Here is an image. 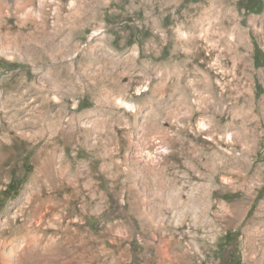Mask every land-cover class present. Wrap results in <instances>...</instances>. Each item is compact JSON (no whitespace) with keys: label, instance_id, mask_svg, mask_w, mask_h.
Listing matches in <instances>:
<instances>
[{"label":"rangeland","instance_id":"obj_1","mask_svg":"<svg viewBox=\"0 0 264 264\" xmlns=\"http://www.w3.org/2000/svg\"><path fill=\"white\" fill-rule=\"evenodd\" d=\"M28 1L0 8V221L46 218L9 240L54 238L53 264H264V0ZM247 113L256 141L219 130Z\"/></svg>","mask_w":264,"mask_h":264},{"label":"bare ground","instance_id":"obj_2","mask_svg":"<svg viewBox=\"0 0 264 264\" xmlns=\"http://www.w3.org/2000/svg\"><path fill=\"white\" fill-rule=\"evenodd\" d=\"M31 3V0L28 1V5ZM7 0H0V8L3 11V8L7 7ZM31 5V4H30ZM5 10V9H4ZM203 76L202 83L200 85L202 95L206 93L207 86L209 81H207L206 73L201 72ZM218 112V111H217ZM224 117L221 112L217 113V117ZM241 118V119H240ZM240 118H233L227 126L219 128V130H228L231 131L234 129V125L238 126L241 133L247 138L248 141H256L258 134L256 128L254 130L245 129L249 125H255V119L250 114H244ZM231 136V135H230ZM28 210L31 212L30 220H20L19 213H24V209L21 208V211L16 214V217L7 218L4 221H0V264H36L38 262H46L47 264H53V249L55 248L56 240L54 238H49L46 244L41 250V241L43 236L39 235L36 231V235H31L30 237H25L21 240H9L7 237L9 230H16L15 238L18 237L20 233L30 232L39 229L42 227V223L45 218L41 204H34L33 201H28ZM226 217L222 220V224L225 226L230 225L237 219V216L241 210L240 204L233 206L232 208L223 206ZM41 214V215H40ZM51 227V223L49 224ZM11 234V233H9ZM20 236V235H19ZM40 252V253H39Z\"/></svg>","mask_w":264,"mask_h":264},{"label":"trees","instance_id":"obj_3","mask_svg":"<svg viewBox=\"0 0 264 264\" xmlns=\"http://www.w3.org/2000/svg\"><path fill=\"white\" fill-rule=\"evenodd\" d=\"M252 1H255V0H252ZM244 3H245V2L243 1V2H242V6L248 8L249 6H248V5L245 6ZM249 9H250V8H249ZM251 11H252V9H251ZM13 186H14V184L11 183V184L9 185V189H8V190H9V191H12ZM229 235H230V234H228L227 237H228Z\"/></svg>","mask_w":264,"mask_h":264}]
</instances>
